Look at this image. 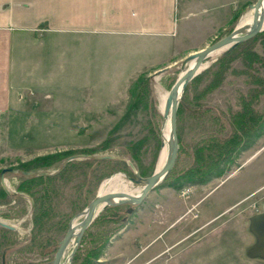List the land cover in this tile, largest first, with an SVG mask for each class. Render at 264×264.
<instances>
[{
  "label": "rangeland",
  "instance_id": "374dc122",
  "mask_svg": "<svg viewBox=\"0 0 264 264\" xmlns=\"http://www.w3.org/2000/svg\"><path fill=\"white\" fill-rule=\"evenodd\" d=\"M256 1L231 0L225 5V14H218L216 27L209 20L216 12L203 11L201 19L194 6L191 17L196 20H184L185 34L177 36L49 32L16 42L12 78L19 86V102L14 100L11 109L0 114V171H19L6 173L4 184L0 181V220L16 227L10 232L0 228V242L9 244L2 252L6 264H52L71 220L87 208L106 180L120 176L121 184L135 194L141 192L142 186L130 183L127 177H134L131 164L143 178L157 170L165 131L160 95L168 93L190 67L183 63L186 57L229 35L252 13L249 6ZM257 36L226 55L221 52L207 58L204 69L189 82L181 99L188 110L177 112L179 154L167 178L140 205L102 209L96 224L111 220L115 233L128 227L135 232L138 208L143 220L155 216L163 228L169 220L179 218L162 234L160 242L165 243L188 232L189 226L200 225L210 211L235 204L210 227L180 241L168 255L172 264H229L232 248L255 243L250 219L264 211V93L255 96L257 87L250 78L255 71L264 79V35ZM250 54L254 61H263H256L255 70L248 72ZM167 67L168 71L157 73ZM140 78L143 81L137 85ZM133 87L135 94L130 92ZM242 99L262 118L249 131H242L246 134H238L234 159L230 157L223 166L209 160L201 169L198 152L212 153L208 147L215 139L223 143L229 138V123L244 111ZM91 149L97 152L67 162L71 156L82 155L75 153L33 173L19 169L40 157ZM131 149L138 155L133 156ZM107 156L113 158H102ZM70 163L78 167L64 173L66 181L58 179V173ZM192 168L196 173H190ZM212 171L216 175L224 171V175L203 183ZM33 175L55 177L59 190H50L52 203L39 201L43 196L40 188L36 189H40L36 208L33 197L18 192L21 177ZM86 176L90 178L86 180ZM240 210H244L241 215ZM45 211H49L48 217L43 218ZM238 214L239 220H229ZM102 241L94 245L93 264L106 249ZM91 245L82 238L72 264H84ZM70 252L71 248L66 257Z\"/></svg>",
  "mask_w": 264,
  "mask_h": 264
},
{
  "label": "crops",
  "instance_id": "0c3cea01",
  "mask_svg": "<svg viewBox=\"0 0 264 264\" xmlns=\"http://www.w3.org/2000/svg\"><path fill=\"white\" fill-rule=\"evenodd\" d=\"M227 3L230 4L231 0H0V114L10 110L14 100H19L16 97L19 86L14 84L12 78L13 49L16 42L21 44L24 36L49 32L177 36L184 33V20H196L191 17L194 16V6L201 19L203 11L216 12L209 18L213 23L211 25L216 27L219 26V22H216L218 14L224 13ZM235 206L232 204L210 211L200 225L189 226L188 232L165 243L160 242L162 234L180 219L169 220V224L163 228L162 221L155 216L143 220L138 207L137 231L133 232L128 227L126 231L115 233L113 221L101 220L96 224L95 219L83 240L90 242L92 247L103 244L102 240L107 244L95 264H172L168 255L180 241L194 232L207 229L210 223L214 224L217 218L224 217ZM243 211L240 210L239 214ZM239 214L229 220L232 222L237 217L239 220ZM142 223L146 225L142 226ZM103 231L105 236H102ZM255 243L250 247L244 244L232 248L229 264H264L261 257L248 255V250Z\"/></svg>",
  "mask_w": 264,
  "mask_h": 264
},
{
  "label": "water",
  "instance_id": "95a60500",
  "mask_svg": "<svg viewBox=\"0 0 264 264\" xmlns=\"http://www.w3.org/2000/svg\"><path fill=\"white\" fill-rule=\"evenodd\" d=\"M249 8L253 11V21L248 30L239 28L237 26L226 37L185 58L183 62L184 64L194 61V65L189 67L172 86L171 90L168 92L163 111L164 121L169 119L170 136L168 141V154L162 169L159 171L155 170V172L148 178H143L140 176L135 166L131 164V168L134 171V177H127V179L132 184L142 186L141 192L138 195L129 194L126 192H108L104 194L99 193L82 213L71 220L64 238L59 243V247L52 264L73 263V258L79 249L84 234L86 233L89 226L93 223L95 218L102 211V209L108 206L140 205L145 200V198L172 172L179 154L177 112L184 91L189 82L192 81L203 70L201 68L205 64V60L212 54L215 52H222V54L226 55L233 51L239 44L254 38L259 33L264 31V0H257L256 3L250 5ZM169 68L170 67L162 69L157 73L162 74L168 71ZM83 157L87 156H71L67 159V162L75 159H81ZM102 158L110 159L113 157L107 156ZM8 172L16 174L19 171L17 169L10 168L3 169L0 174V181L2 184H4L5 175ZM23 174L30 175L28 172H23ZM80 218H82V220L74 224V221L79 220ZM0 226L12 231L16 229L15 226H12L1 220ZM250 230L256 237V243L250 250H248V255L251 257H261L264 259V212L255 215L250 219ZM70 248L71 252L66 257V253ZM5 256L6 255L4 253L2 257V264H6Z\"/></svg>",
  "mask_w": 264,
  "mask_h": 264
},
{
  "label": "trees",
  "instance_id": "16d2710c",
  "mask_svg": "<svg viewBox=\"0 0 264 264\" xmlns=\"http://www.w3.org/2000/svg\"><path fill=\"white\" fill-rule=\"evenodd\" d=\"M264 35V33L258 35L256 38H258L259 36H262ZM264 39V37H263ZM247 43L246 42H243L241 44H239L238 46H242L243 44ZM237 46V47H238ZM236 47V48H237ZM260 61H263L262 59H257L256 61L259 62ZM226 61V58L225 59H222L221 62H225ZM254 61V57L250 54L248 55L247 57V64H246V70L249 72L251 70H255L254 66H255V62ZM224 74V72L222 73V75ZM143 78V77H142ZM142 78H140V80H138V84L137 85H140L141 82L143 80H141ZM251 79L255 80L254 83L256 84V90L255 91V96H260L264 93V79H262L261 77H259L255 71H254V75H251L250 76ZM188 89V85L184 91V93L186 94V91ZM135 91V88H131L130 89V92L133 93ZM135 94V92H134ZM133 95V94H131ZM254 95V94H253ZM252 94L250 95L249 98H251ZM148 97V96H147ZM185 99V97L183 98ZM141 100V99H140ZM139 101V100H138ZM247 101V99H242V104L244 105V111L242 113H239L237 115H235V117H233V121L231 123H229V127H230V131H232L231 135L229 136V138L227 140H224L223 143L222 142H219L215 139L216 142H212V145L208 148H211L212 150V153H204L202 151L198 152L199 155H197V160H201L199 164H201V169L202 167L205 165V163L209 160H212L211 162L213 161H218V165L219 166H223L226 162H229V159H234L235 157H232V155H234L236 153L237 150V143L240 141L238 140V134H246L245 132H242L243 130L244 131H249L251 127H253L254 125H257V123L260 121V119L262 118V115L261 114H257L256 112H251L250 111V103ZM185 100L179 104V107H178V113L181 112V113H184L185 111L188 110V107L187 105H185ZM219 118L222 119V121L224 122H227L226 120H224V118H222L220 115H219ZM260 124V123H259ZM241 131V132H240ZM208 150V149H207ZM95 152H97V149H91V150H83V151H80V152H71V151H67V152H63V153H58V154H55V155H51V156H44V157H40V158H37L35 160H33L32 162H29V163H26V164H23L21 167H19L20 170L22 171H28V172H36L37 169H39L40 167H46V165L49 167L51 164L57 162V161H61L62 159H64L65 157L69 156V155H73L75 153H81L82 155H92V154H95ZM132 153L133 156H137L138 153L137 150L135 149H131L130 151ZM208 152V151H207ZM232 157V158H230ZM210 162V163H211ZM50 163V165H49ZM71 166V167H69ZM218 166V167H219ZM72 167H74V169H76L78 166H77V163H70L68 164L67 168H65L62 172L58 173L59 175L57 176L58 179L62 180L64 179V176H66L64 173L70 171L72 169ZM128 167V166H127ZM200 167V166H199ZM217 168V167H216ZM189 171H191L190 173L192 174L193 173H196V168H192L190 169ZM188 171V172H189ZM1 173V171H0ZM129 173V172H128ZM131 173V172H130ZM204 173V172H203ZM210 173V172H209ZM219 176L220 175H224V171L221 173L218 174ZM216 175V172L212 171L210 174L207 175V179H204V182L203 183H208L210 182L211 180L215 179V178H218L219 176ZM187 176H188V173H187ZM87 177V176H86ZM90 178V177H89ZM87 177L86 180L89 179ZM189 178V177H187ZM66 181V177L64 179ZM207 180V181H205ZM55 177H49V176H30V177H24L22 176L21 177V181H20V184L18 185L17 189H18V192H21V193H25V194H28L30 195L31 197H33V200H34V207L36 208V200H35V197L37 195V192L40 190V189H43V196L41 198H39V201H47V202H51L52 203V199L51 198V194H50V190H59V186L58 185H55ZM87 185V183L84 181L83 183V186ZM37 188H40L39 190H36ZM53 193V192H52ZM5 194V193H4ZM38 201V200H37ZM54 202V201H53ZM48 212L49 211H45L41 217L45 218V217H48ZM38 225V219L35 220ZM42 222V221H40ZM1 230H3L4 232H10L11 230H8V229H5L3 227H0ZM106 233L103 232L102 236H105ZM94 246V245H93ZM6 248H9V244H5L4 241L3 243L0 242V264H2V252L3 250H5ZM94 247H91L90 250L86 253L84 260V264H89V261H87L86 259H90V261L92 263L90 264H93L95 259L94 256H93V253H94ZM99 256V255H97ZM97 259V258H96Z\"/></svg>",
  "mask_w": 264,
  "mask_h": 264
},
{
  "label": "bare ground",
  "instance_id": "6f19581e",
  "mask_svg": "<svg viewBox=\"0 0 264 264\" xmlns=\"http://www.w3.org/2000/svg\"><path fill=\"white\" fill-rule=\"evenodd\" d=\"M252 13H249L247 15H245L243 17V19L241 20L240 24H239V28L248 30L250 28V26L252 25V21H253V11L251 10ZM221 52H215L214 54H212L211 56H214L216 54H220ZM194 65V61L190 62V67H192ZM205 64L203 65V67L201 69H204ZM183 74H181L182 76ZM168 93H163L160 95V110L161 112L164 111V107H165V102H166V98H167ZM169 136H170V125H169V119L165 120V131H164V148L162 150V153L160 154V158L158 161V165H157V171H159L160 169H162V167L164 166L165 162H166V158H167V154H168V141H169ZM122 179L120 178V176H116L113 177L110 180H106L105 182L102 183L101 187H100V194H104V193H110V192H126L129 194H134V195H138L140 193V191L135 194L132 190L128 189L126 185L121 184ZM79 220H75V223H78Z\"/></svg>",
  "mask_w": 264,
  "mask_h": 264
},
{
  "label": "flooded vegetation",
  "instance_id": "af4514ba",
  "mask_svg": "<svg viewBox=\"0 0 264 264\" xmlns=\"http://www.w3.org/2000/svg\"><path fill=\"white\" fill-rule=\"evenodd\" d=\"M264 211H261L260 213H257L256 215H258V214H261V213H263ZM255 216V215H254ZM254 235V234H253ZM254 237H255V235H254ZM255 240H256V237H255Z\"/></svg>",
  "mask_w": 264,
  "mask_h": 264
}]
</instances>
